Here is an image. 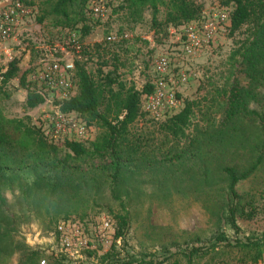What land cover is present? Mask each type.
I'll return each instance as SVG.
<instances>
[{
  "label": "rangeland",
  "instance_id": "rangeland-1",
  "mask_svg": "<svg viewBox=\"0 0 264 264\" xmlns=\"http://www.w3.org/2000/svg\"><path fill=\"white\" fill-rule=\"evenodd\" d=\"M41 1L33 0L31 13L18 34L5 44L4 51L0 49V73L6 71L13 58L20 59L17 76L4 87L9 96L0 95V113L6 119H21L42 133L43 119L53 113L56 102L43 97V103L29 109L25 98L27 90L37 87L30 76L43 60L77 61L95 80L109 74L115 79L113 89L117 91L121 85L142 91L148 83L153 85V91L142 95L141 116L130 126L127 136L130 148L136 149L130 152L128 184L119 189L128 193L127 197L122 192L121 199L112 196L109 153L78 159L64 144H57V157L64 161L67 171L57 195L51 199L41 198L40 192L38 196L33 193L40 187L36 184L40 177L54 176L52 169L33 162L18 166L6 163L9 168L4 172L16 174L18 179L12 193L3 192L5 209L9 216L20 217L21 237L26 245L40 250L39 264L42 260L45 264H93L114 244L121 256H133L143 264H252L233 241L229 245L209 246L220 234L243 241L264 233V162L237 185L236 233L225 220L231 201L226 184L215 181L199 187L194 179L181 176L185 171L173 168L170 158L182 149L188 150L190 141L199 137L197 131L218 126L227 108L225 95L230 86L245 85L239 52L249 37L248 25L234 33L223 26L212 42L191 55L183 39L186 25L166 28L164 7L156 15V23L161 25L157 26L148 7H132L129 0H107L104 18L88 12L89 32L83 35L81 25L64 29L54 28L51 19L38 23ZM191 1L201 6L202 14L216 8L227 9L219 0ZM172 28L176 32L171 35ZM107 36H112L113 41H107ZM160 57L170 61V72L165 77L167 94L153 108L147 98L155 95L160 75L154 63ZM24 73L26 85L20 81ZM71 78L77 91L75 69ZM259 91L264 95V88ZM186 102L193 104L192 114L184 136L174 138L162 124L180 112ZM261 106L250 105L258 111ZM256 122L249 123L251 130L243 145L247 150L236 153L237 157H225L238 169L248 168L253 162L250 143L262 135ZM87 129L89 138L84 145L90 148L104 129L95 124L87 125ZM69 154L71 157H67ZM27 187L29 194L24 196L22 189ZM124 211L129 213V221L122 244L121 239L114 238L115 215ZM104 223H108V228L103 229ZM60 226L65 231H60ZM63 238H68V246ZM193 244L205 245L186 257L181 250ZM18 259L15 254L5 263L17 264ZM255 264H264V254Z\"/></svg>",
  "mask_w": 264,
  "mask_h": 264
},
{
  "label": "trees",
  "instance_id": "trees-1",
  "mask_svg": "<svg viewBox=\"0 0 264 264\" xmlns=\"http://www.w3.org/2000/svg\"><path fill=\"white\" fill-rule=\"evenodd\" d=\"M1 1V0H0ZM25 6L33 5V0H18ZM107 0H42L40 2V15L37 22L51 19L54 28L71 29L81 25L83 35L89 32L86 25L89 14H92L88 5L103 3ZM130 6L152 10L153 22L156 23V15L161 7L167 9L164 26L166 28L179 25H187L197 22L202 17L201 6L191 0H129ZM221 5L229 10L226 28L230 33L239 30L243 25H248L249 37L243 45L240 55V72L245 79V85L233 84L225 95L227 108L222 121L218 126L197 131L199 137L192 139L188 150L182 149L170 157L173 168L179 167L185 172L181 176L194 179L199 187L212 185L219 181L226 184L231 201L227 206L226 223L237 233L236 214L239 199L237 185L247 179L264 162V95L260 89L264 88V0H219ZM88 7V8H87ZM230 7L231 9H229ZM89 12V14H88ZM83 53H86L85 51ZM20 59L13 58L5 72L0 73V95L9 96L5 91L6 84L17 76ZM77 78V93L69 100L63 101L60 109L62 112H76L87 125H98L104 129L103 134L91 143L87 148L84 143L66 142L65 148L74 158H97L106 153L111 154L112 161L109 164V181L112 186V196L115 199L127 197L124 189L128 184L130 173V152H136L130 148L128 133L130 126L141 116L140 99L144 94L153 91V85L148 83L142 91L134 88L113 89L115 79L107 74L104 78L95 80L85 68L74 63ZM24 73L21 76L22 85L25 84ZM26 87V86H25ZM44 98L35 90H27L25 106L29 109L43 103ZM251 104L262 105L261 110L250 107ZM192 103L186 102L180 112L173 115L162 124L164 130L174 138L184 136L185 128L192 114ZM258 122L261 128V136L251 141L250 149L254 155L253 162L248 168L238 169L231 165L225 157H230L240 151L247 150L243 145L249 136L251 127L249 123ZM256 122V125H257ZM257 125V126H258ZM256 126V127H257ZM258 128V127H257ZM258 128V129H260ZM246 133V134H245ZM247 135V136H246ZM254 138V137H253ZM245 140V141H244ZM184 150V151H183ZM58 147L48 142L38 129L28 126L21 119H6L0 113V264L15 254L19 255L17 264H39L40 250L25 244L19 229V216H9L5 209L6 199L3 192H13V184L18 179L16 174H6V163L14 166L24 162H33L38 166H46L54 171L50 178H39L40 187H36L33 194L41 198L51 199L56 196L60 184L66 178L64 161L58 159ZM67 157H71L70 154ZM191 176V177H190ZM178 177H176L177 179ZM41 184V185H40ZM33 187V186H32ZM29 187L22 189V194L28 196ZM122 192V194H120ZM120 194V195H119ZM228 205V204H227ZM117 228L114 238L121 239L125 244V236L128 229L129 213L115 215ZM66 219V218H64ZM231 241L235 246L245 252L248 262L255 264L264 254V233L246 237L243 241L239 238L230 240L225 234L217 236L213 245L219 243L229 245ZM200 245V246H196ZM205 244H193L186 246L181 252L187 257L196 254ZM208 247V248H209ZM115 244L110 250L99 256L93 264H143L133 256H121L120 249ZM53 256V255H52ZM50 256V257H52Z\"/></svg>",
  "mask_w": 264,
  "mask_h": 264
},
{
  "label": "built area",
  "instance_id": "built-area-1",
  "mask_svg": "<svg viewBox=\"0 0 264 264\" xmlns=\"http://www.w3.org/2000/svg\"><path fill=\"white\" fill-rule=\"evenodd\" d=\"M90 9L92 15L98 19H102L106 15L103 3L91 5ZM30 13L29 7L18 0L0 1L1 50L4 51L5 44L18 34L23 21ZM228 17V9L216 8L203 12L199 21L187 24L182 30L183 39L186 41V51L193 55L198 49L212 42L219 30L226 25ZM175 32V28L170 30L171 35ZM106 40L113 41V37L107 36ZM36 65L30 76L31 81L37 84L36 93L44 97L45 100L56 102L53 113L43 119L44 124L41 131L44 138L54 145L66 142H86L89 138L86 123L81 120L76 112H62L60 109L63 101L69 100L77 93L71 78L75 69L74 62L64 60L62 63V60L54 59L43 60ZM154 65L157 74L160 76L156 80L155 95L147 98L153 108L159 106L160 100L167 94L165 77L170 72V61L165 57H160ZM153 98H156L157 101L154 102ZM106 228H108V223L103 224V229ZM59 229L65 231L63 226H60ZM67 240L68 238H63V242L68 246ZM40 264H45V261L42 260Z\"/></svg>",
  "mask_w": 264,
  "mask_h": 264
}]
</instances>
